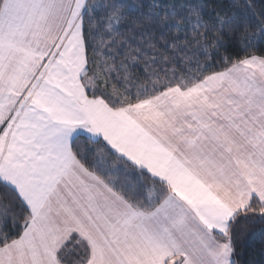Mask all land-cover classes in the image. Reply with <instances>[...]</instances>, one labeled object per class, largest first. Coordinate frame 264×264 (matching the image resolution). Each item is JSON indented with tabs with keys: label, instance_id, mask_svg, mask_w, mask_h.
<instances>
[{
	"label": "snow or ice",
	"instance_id": "1",
	"mask_svg": "<svg viewBox=\"0 0 264 264\" xmlns=\"http://www.w3.org/2000/svg\"><path fill=\"white\" fill-rule=\"evenodd\" d=\"M0 264H264V0H0Z\"/></svg>",
	"mask_w": 264,
	"mask_h": 264
}]
</instances>
